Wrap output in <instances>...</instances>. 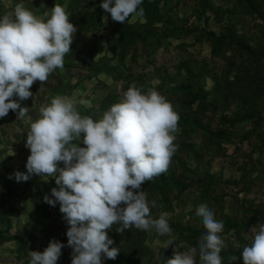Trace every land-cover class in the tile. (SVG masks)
I'll return each mask as SVG.
<instances>
[{
  "label": "clouds",
  "instance_id": "clouds-1",
  "mask_svg": "<svg viewBox=\"0 0 264 264\" xmlns=\"http://www.w3.org/2000/svg\"><path fill=\"white\" fill-rule=\"evenodd\" d=\"M142 2L103 0L100 7L123 24L142 20ZM45 16L48 18L35 15L21 0L0 17V118L11 110L17 119L27 117L29 121L27 173L15 172L9 179L22 182L33 175L54 177L57 187L43 199L51 207L59 204L69 226L71 264H103L102 256L115 260L119 255L117 248H110L113 241L107 234L114 224L120 225L118 233L135 227L170 235V214L162 212L159 218H151L141 186L167 171L177 150L174 133L179 116L155 88L143 92L133 83L99 120L78 111V104L90 108V101L67 95H56L41 105L38 117L32 120L30 109L20 102L33 96L30 89L35 82H46L54 70L63 67L76 32L66 5L55 4ZM195 215L201 218L206 233L197 247L183 252L179 249L184 245L174 247L165 264H197V255L199 264H222L220 253L226 246L220 235L223 222L203 203ZM250 231L254 238L243 248V264H264V223ZM172 243L170 240L169 245ZM63 247L58 240H50L42 253L29 252L30 264H57ZM236 260L234 255L229 257L230 264Z\"/></svg>",
  "mask_w": 264,
  "mask_h": 264
},
{
  "label": "rangeland",
  "instance_id": "rangeland-1",
  "mask_svg": "<svg viewBox=\"0 0 264 264\" xmlns=\"http://www.w3.org/2000/svg\"><path fill=\"white\" fill-rule=\"evenodd\" d=\"M154 1L161 16L158 21L154 11L151 20L143 16L135 22L114 21L110 35L114 48L109 54L124 61L130 55L145 56L144 63L131 65L132 71L151 66L145 79L153 85L166 81L165 98L179 116L174 133L177 150L167 171L141 186L144 192L147 184L165 193L162 196L160 192L162 200L167 201L149 206L153 219L162 212L170 214L171 233L161 236L154 229L146 232L135 227L118 233L120 225L114 224L107 230L113 241L110 248L119 250L114 264H165V259L172 258L174 247L184 245L181 252L197 247L206 233L201 218L195 215L201 203L224 224L220 234L226 245L220 253L222 264H230L229 257L233 255L237 260L231 264H243V248L250 246L254 238L250 230L264 223V143L257 141L258 125L254 126L250 119L234 122L233 118L241 114L238 100L243 103L242 97H251L244 91L251 87L249 80L264 79V0H208L211 5L201 7L194 5L195 0ZM200 11H205L207 19ZM187 78L204 89L203 95L215 80L219 88H224L218 96H205L195 125L191 121L193 103L180 104L171 90L184 87ZM236 90L239 95L232 94ZM224 99L229 103L222 112L225 123H221L218 111ZM258 107L264 110L263 97ZM214 108L216 112L211 111ZM196 259L199 264L198 255ZM102 261L106 264L113 260L102 256Z\"/></svg>",
  "mask_w": 264,
  "mask_h": 264
},
{
  "label": "crops",
  "instance_id": "crops-1",
  "mask_svg": "<svg viewBox=\"0 0 264 264\" xmlns=\"http://www.w3.org/2000/svg\"><path fill=\"white\" fill-rule=\"evenodd\" d=\"M20 2L21 0H0V17L13 10ZM22 2L35 15L45 19L48 18L45 13H49L55 4L66 5L69 22L76 28L70 53L65 56L63 67L54 70L46 82H35L30 89L33 96L20 102L22 107L30 109L28 116L32 120L38 117L40 106L50 103L56 95L75 96L77 101H90V108L79 104L77 107L81 115L90 116L94 120L101 119L111 105L119 102L123 92L133 83L143 92L155 88L161 95L167 96L164 79L155 85L145 79L151 66L143 65V70L137 67L132 71L131 65L134 62L144 63L145 56L130 55L127 57L128 61H124L109 54L110 48H114V39L110 38L114 21L100 7L103 0ZM28 131L27 117L17 119V113L10 110L7 116L0 118V264H30L29 252L42 253L53 239L65 245L57 264H71L73 249L67 246L66 236L69 226L59 211V204L51 207L43 199L46 194L50 195L52 188L57 187L55 178L33 175L28 181L9 179L15 172L27 173L26 162L30 150L25 147V143ZM79 146L84 147L82 143ZM12 152L14 155H11ZM143 190L150 192H146L148 197L152 194L150 204L151 201H156V204L167 201L162 200L165 193L160 188L146 184ZM14 198L21 202L16 204ZM156 214L159 215L160 211Z\"/></svg>",
  "mask_w": 264,
  "mask_h": 264
},
{
  "label": "trees",
  "instance_id": "trees-1",
  "mask_svg": "<svg viewBox=\"0 0 264 264\" xmlns=\"http://www.w3.org/2000/svg\"><path fill=\"white\" fill-rule=\"evenodd\" d=\"M143 4L140 8H143L145 18L149 19L150 15L152 14L153 11H154L153 17L156 18L157 21L161 18L160 14L156 11L157 7H156V2L154 0H148V1L145 0L143 2ZM194 5L201 7V6H210L211 4L208 3V0H195ZM249 7L251 8L252 11L254 10L253 7H251V6H249ZM201 11H202V9H201ZM200 14L207 19V16L205 15V11L201 12ZM164 18H166V16H164ZM149 20H151V18ZM229 67L231 69L233 68L232 62H230ZM217 85H218V82L215 80L212 87H211V90L208 93L203 95L204 89L201 86H197V85L189 82V80L187 78L184 87H173V88H171V90L177 91V93L176 92L175 93L178 95V100H179L180 104L182 103L183 105L185 104L186 106H189V105H192V103H193L194 109H193V112L191 113V121L195 125L197 122V118H196L197 110H199V111L202 110V107L204 106L203 103L206 102L205 96H208V95L218 96V94L223 92L222 89H224V88H219ZM249 86H251V87H247V88L245 87L244 91H247L251 97H248V96L242 97V102L243 103L245 102L244 106H243V103H241V101L238 100L239 103L237 105L239 106L241 114L236 115L233 118V121L234 122L249 121V119L251 121H253L254 126L258 125L257 129L259 132V136H258L257 141H258V143H264V116L263 117L261 116L262 111L264 112V110L260 109L258 107L260 98L261 97L264 98V79L262 77L259 79L252 77V79L249 80ZM181 91H184V93L182 94ZM178 93L180 95L182 94L181 97H179L180 95ZM239 93L240 92L236 90L232 94L233 95H239ZM211 102L213 103V100H211ZM228 103L229 102H227L226 99H224L223 102H221L220 111H218V112H220L218 116H219V120L221 123H225V117L226 116L222 112H224L227 109ZM211 111L216 112L217 109H216V111L214 109H212ZM218 116H217V118H218ZM231 121H229V123H232ZM184 123H186V121ZM176 187L181 188V186H176ZM127 263H129V262H127V261L122 262V264H127ZM106 264H114V260L108 261Z\"/></svg>",
  "mask_w": 264,
  "mask_h": 264
},
{
  "label": "built area",
  "instance_id": "built-area-1",
  "mask_svg": "<svg viewBox=\"0 0 264 264\" xmlns=\"http://www.w3.org/2000/svg\"><path fill=\"white\" fill-rule=\"evenodd\" d=\"M16 204H19L21 201L18 198H14Z\"/></svg>",
  "mask_w": 264,
  "mask_h": 264
}]
</instances>
